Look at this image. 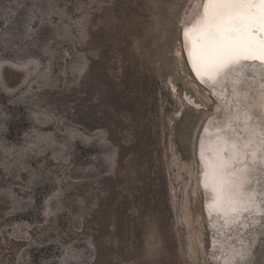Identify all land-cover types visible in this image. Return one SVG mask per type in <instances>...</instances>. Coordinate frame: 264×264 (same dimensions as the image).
<instances>
[{
  "label": "rangeland",
  "instance_id": "obj_1",
  "mask_svg": "<svg viewBox=\"0 0 264 264\" xmlns=\"http://www.w3.org/2000/svg\"><path fill=\"white\" fill-rule=\"evenodd\" d=\"M202 1L0 0V264H264L263 168L255 215L205 210L197 147L231 102L185 55Z\"/></svg>",
  "mask_w": 264,
  "mask_h": 264
},
{
  "label": "bare ground",
  "instance_id": "obj_2",
  "mask_svg": "<svg viewBox=\"0 0 264 264\" xmlns=\"http://www.w3.org/2000/svg\"><path fill=\"white\" fill-rule=\"evenodd\" d=\"M207 7L208 0H203L196 17L191 23L184 26L182 38L185 44V55L193 75L199 80L201 73L207 75L209 81L208 83L205 81V84L214 90L216 97L219 100L228 99L231 102V111L224 120L218 121L219 125L216 128L207 126L206 123L198 143V146L202 143L205 147V152L209 154V156L203 159L205 161L204 171L201 168V174L204 172L205 184L211 188L206 192L209 197L205 203V210L213 219L215 218L218 225L224 227L226 222L234 221L237 217L241 216L244 208L246 209L245 211L251 208L247 201L240 199L242 193L246 192L243 190L244 187L248 190L242 182L243 179L241 177L242 173L250 172L251 170L249 167L246 168L247 163L252 159L253 171L256 169H260L261 171V168L264 167V84L261 89V107L258 110L257 108L253 109L250 107L247 98L242 99L240 97V95H243L242 90H244V87L236 84V80L244 71H246L245 76L252 72L256 73V70L262 72L264 82V55L256 54L251 59H241L238 62L229 63L223 67H205L199 62H194L193 57L190 55L192 42L193 40L200 42L199 30ZM198 72L201 73L198 74ZM256 74L258 75V73ZM232 134L235 136L236 142H230ZM200 154L197 147L199 162ZM39 164L41 163L39 162Z\"/></svg>",
  "mask_w": 264,
  "mask_h": 264
},
{
  "label": "snow or ice",
  "instance_id": "obj_3",
  "mask_svg": "<svg viewBox=\"0 0 264 264\" xmlns=\"http://www.w3.org/2000/svg\"><path fill=\"white\" fill-rule=\"evenodd\" d=\"M190 55L205 67H223L264 55V0H208Z\"/></svg>",
  "mask_w": 264,
  "mask_h": 264
},
{
  "label": "flooded vegetation",
  "instance_id": "obj_4",
  "mask_svg": "<svg viewBox=\"0 0 264 264\" xmlns=\"http://www.w3.org/2000/svg\"><path fill=\"white\" fill-rule=\"evenodd\" d=\"M199 73H201V72H198V74ZM196 79H197V77H195ZM199 78H200V80L199 79H197L198 80V82L200 83V84H202V85H206L205 84V81L208 83V78H207V75H205V74H203V73H201L200 75H199ZM217 125H219V123L218 122H212V121H209L208 123H207V126H212V127H214V128H216V126ZM209 131H211V130H209ZM230 139H231V141L230 142H236L237 140H236V138H235V136L232 134V136H230ZM207 141V140H206ZM231 144V143H230ZM198 150H199V152L201 153L200 154V166H201V168L203 169V171H204V164H205V161L203 160L205 157H207V156H209V154L208 153H206L205 152V147H204V145L201 143L199 146H198ZM251 168V170H250V172H246V173H242L241 174V177H242V182L245 184V186H246V188H248V190H246L245 189V187H244V191H246V192H244V193H242V195H241V197H240V199H243L244 201H247V203L249 204V206H251V208L250 209H248L247 210V212H250V213H252V214H256V210H259L260 208H262V206L259 204V202H258V197L256 196V193H255V191L253 190V187H250L249 188V186L247 185V183H248V179L251 177V175L252 174H254L253 173V169H252V167H253V162H252V159L249 161V163H247V167L246 168ZM256 168H257V166H256ZM263 169H264V167H263ZM203 174H204V172H202V174L200 175V181H201V183H202V185L204 186V189H205V191L207 192V191H209L211 188L210 187H208V186H206V184H205V181H204V176H203ZM247 204V205H248Z\"/></svg>",
  "mask_w": 264,
  "mask_h": 264
}]
</instances>
